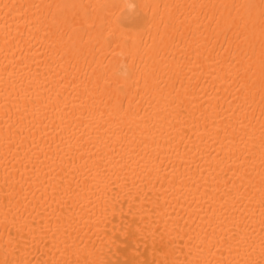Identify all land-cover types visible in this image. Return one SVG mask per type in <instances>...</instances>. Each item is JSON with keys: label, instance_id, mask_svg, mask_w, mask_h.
I'll return each instance as SVG.
<instances>
[{"label": "bare ground", "instance_id": "obj_1", "mask_svg": "<svg viewBox=\"0 0 264 264\" xmlns=\"http://www.w3.org/2000/svg\"><path fill=\"white\" fill-rule=\"evenodd\" d=\"M0 0V264H264V0Z\"/></svg>", "mask_w": 264, "mask_h": 264}, {"label": "clouds", "instance_id": "obj_2", "mask_svg": "<svg viewBox=\"0 0 264 264\" xmlns=\"http://www.w3.org/2000/svg\"><path fill=\"white\" fill-rule=\"evenodd\" d=\"M126 6H127L129 11H131V10H133L135 8V5L133 3H131L130 0H128Z\"/></svg>", "mask_w": 264, "mask_h": 264}]
</instances>
